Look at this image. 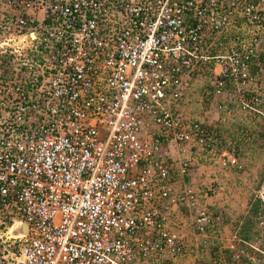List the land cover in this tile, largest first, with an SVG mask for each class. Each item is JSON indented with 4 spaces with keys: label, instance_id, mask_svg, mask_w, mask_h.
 <instances>
[{
    "label": "built area",
    "instance_id": "1",
    "mask_svg": "<svg viewBox=\"0 0 264 264\" xmlns=\"http://www.w3.org/2000/svg\"><path fill=\"white\" fill-rule=\"evenodd\" d=\"M204 73L264 129V0H0V264L208 254L222 213L170 149L216 156L223 135L181 112Z\"/></svg>",
    "mask_w": 264,
    "mask_h": 264
},
{
    "label": "rangeland",
    "instance_id": "2",
    "mask_svg": "<svg viewBox=\"0 0 264 264\" xmlns=\"http://www.w3.org/2000/svg\"><path fill=\"white\" fill-rule=\"evenodd\" d=\"M209 77L213 79L212 74ZM232 111V115L228 111L223 113L226 122L222 126H211L223 135L216 156L196 148H170L178 164H191L190 171L180 175V184L192 186L205 206L222 213L221 232L211 240L209 253L201 256L194 248L195 252L178 258L184 264H209L213 253L220 250L221 260L226 264H234V252L242 256L243 264H264V218L254 221L253 242L244 244L240 237L242 228L250 225L248 221L252 217L254 204L261 200L264 205V129L259 122L247 121L243 114ZM249 128L251 138L241 140L242 131ZM223 150L229 153L225 158L221 157ZM234 155L238 161L236 165L231 163ZM183 227L184 232L193 239L194 236L190 234L193 233L191 220L187 219ZM193 242L201 244V240Z\"/></svg>",
    "mask_w": 264,
    "mask_h": 264
},
{
    "label": "crops",
    "instance_id": "3",
    "mask_svg": "<svg viewBox=\"0 0 264 264\" xmlns=\"http://www.w3.org/2000/svg\"><path fill=\"white\" fill-rule=\"evenodd\" d=\"M212 84L213 79H210L209 74L196 75L191 90L181 104V112L186 117L210 127L219 124L222 126L226 122V117L218 109V99L208 95L213 90ZM172 263L184 264L185 262L175 259Z\"/></svg>",
    "mask_w": 264,
    "mask_h": 264
},
{
    "label": "trees",
    "instance_id": "4",
    "mask_svg": "<svg viewBox=\"0 0 264 264\" xmlns=\"http://www.w3.org/2000/svg\"><path fill=\"white\" fill-rule=\"evenodd\" d=\"M251 216L252 217L248 221V224H250V225L245 226L240 231V237L245 242L244 244L251 243L254 240V235H253L252 231H253V227L255 225V223H254L255 219L262 220L264 218V205H263L261 200H258L254 204V206L251 210ZM245 247H246V249H248L247 246H245Z\"/></svg>",
    "mask_w": 264,
    "mask_h": 264
},
{
    "label": "water",
    "instance_id": "5",
    "mask_svg": "<svg viewBox=\"0 0 264 264\" xmlns=\"http://www.w3.org/2000/svg\"><path fill=\"white\" fill-rule=\"evenodd\" d=\"M22 234H26V228H25V230L22 232Z\"/></svg>",
    "mask_w": 264,
    "mask_h": 264
},
{
    "label": "bare ground",
    "instance_id": "6",
    "mask_svg": "<svg viewBox=\"0 0 264 264\" xmlns=\"http://www.w3.org/2000/svg\"><path fill=\"white\" fill-rule=\"evenodd\" d=\"M25 229V228H24Z\"/></svg>",
    "mask_w": 264,
    "mask_h": 264
}]
</instances>
